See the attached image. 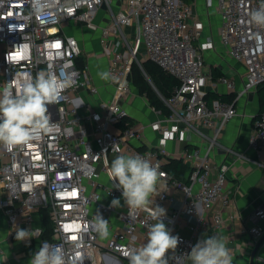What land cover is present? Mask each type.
I'll return each mask as SVG.
<instances>
[{
  "label": "built area",
  "instance_id": "2783aa9c",
  "mask_svg": "<svg viewBox=\"0 0 264 264\" xmlns=\"http://www.w3.org/2000/svg\"><path fill=\"white\" fill-rule=\"evenodd\" d=\"M196 1L125 0L101 26L94 21L95 13L106 0H55L44 18L33 13L32 0H0V89L9 81L19 86L49 65L57 74L61 70L74 73V85L63 92L61 102L47 106L51 122L56 123L51 132L11 151L0 145V212L11 235L15 227L40 228L41 235L35 237L37 249L47 241L69 255L87 251L90 256L84 264H129L125 253L147 242V226L156 221L144 210L130 212L122 190L113 187L112 183L118 182H112L108 173L111 154H138L163 174L150 207L166 210L163 222L180 238L175 252L168 254L169 264H188L185 253L197 243L201 231L220 236L224 211L233 201L226 186L229 164L217 165L213 153L223 148L222 134L238 115L237 102L264 85V27L249 20V12L264 0H204L206 8L218 10L220 43L245 67L240 88L233 77L224 74L214 81L205 69V53L217 42L207 33ZM79 23L102 30L100 42L108 58L114 94L100 109H91L80 95L81 90L96 95L99 88L86 67L76 64L83 48L68 28ZM146 61L177 80L168 97L147 75ZM134 64L166 107L155 108L156 118L149 124L161 135L154 147L139 146L147 126L134 124L125 107L127 98L134 94ZM219 85L234 93L231 102L208 100L209 91ZM142 95L147 97L148 93ZM254 121L249 146L261 153L264 111L255 114ZM189 132L199 133L205 143L183 151L184 160L191 161L183 179L165 167L170 156L167 144ZM235 155L240 160L243 154ZM103 175L110 183L103 182ZM173 190L181 191L182 198L169 209L165 203L174 202ZM114 198L120 199V207H110ZM42 210H47L51 221L49 236L45 235ZM97 213L109 220L105 239L91 225ZM251 219L249 230L258 242L264 237V203L253 211ZM183 224L189 226L190 234L180 232Z\"/></svg>",
  "mask_w": 264,
  "mask_h": 264
},
{
  "label": "clouds",
  "instance_id": "9594fccd",
  "mask_svg": "<svg viewBox=\"0 0 264 264\" xmlns=\"http://www.w3.org/2000/svg\"><path fill=\"white\" fill-rule=\"evenodd\" d=\"M55 0H32L33 13L41 18L49 15ZM251 23L264 27V2L249 12ZM101 79L112 78L110 72L99 73ZM74 73L61 70L59 74L49 65L34 78H28L17 86L9 81L0 89V145L11 151L26 145L42 134L49 133L56 123L51 122L48 105L59 104L63 92L74 85ZM119 151V149H117ZM109 177L113 187L122 190L125 205L131 211L144 210L156 222L147 226V242L125 255L129 264H169V252H175L180 238L167 229L162 217L166 210L160 206L150 207L157 192L162 173L149 160L136 155H118L110 163ZM120 199L114 198L110 207H120ZM96 234L105 239L109 236V220L97 213L91 221ZM41 235L40 228L22 229L15 227V239L26 241ZM189 264H233L232 250L223 237L205 236L185 253ZM87 251H75L71 255L64 249L43 241L29 264H84L89 258Z\"/></svg>",
  "mask_w": 264,
  "mask_h": 264
},
{
  "label": "crops",
  "instance_id": "0c3cea01",
  "mask_svg": "<svg viewBox=\"0 0 264 264\" xmlns=\"http://www.w3.org/2000/svg\"><path fill=\"white\" fill-rule=\"evenodd\" d=\"M203 5L205 6L204 0ZM78 27V24H74L71 27L73 32L70 31L80 39L83 48L82 52L84 53L87 50L88 42ZM207 33L211 32L207 31ZM99 43L102 46L100 41ZM98 57L102 64H97L94 54L91 51H87V61L85 63V67L93 83L99 88L98 93L90 95L87 90L80 91V95L90 105L91 109H100L102 104L111 100L114 94V86L110 82V79L104 80L99 76V73L107 72L108 70L107 56L102 54V56ZM236 62L243 67V70L236 72L234 68L229 66L225 67V69L236 80L240 88L243 85L246 70L242 63ZM213 91L221 94H234L221 85ZM260 105L258 91L250 92L237 102L238 115L228 122L222 134L221 144L223 148H219L213 153V159L217 165H221L224 162L229 164L226 186L233 203L224 211L226 220L224 227L220 231V237H223L227 246L232 250L233 263L239 264H264V237L260 239L263 240L258 246L260 240L255 242L249 230L253 224L251 219L253 211L260 204L264 203V151L259 153L249 146L250 136L255 129L254 115L259 112ZM125 107L134 124L147 126L144 133L145 137L142 141H139V146L144 148L157 146L161 135L149 126L156 118V113L155 107L151 105L148 96L144 97L134 87V94L127 98ZM88 126L92 129L91 125ZM203 140V137L197 132H189L183 139H170L167 144L170 156L165 164L167 170H176L175 174L184 179L191 161L189 158L184 160L183 151L191 150L194 147H202L205 143ZM225 148L230 150L231 153H228ZM236 153L243 154L240 160L235 158ZM116 156L118 155L111 154L110 162ZM177 162L182 163L181 169L177 167ZM102 180L103 182L110 183L106 175L102 176ZM171 194L175 198L174 202L165 203V206L169 209L177 206L182 198V192L179 190H173ZM150 199L154 202L156 198L151 197ZM0 216V245L2 247L0 264H29L31 256L38 251L36 238L17 241L15 233L13 235L10 234V227L7 225L2 212H0ZM114 221L118 222L116 217H114ZM21 228L27 229L26 226H22ZM179 230L185 235L191 232L189 226L186 224H183ZM205 236H209L208 232L201 231L199 239ZM256 248L257 251L253 255Z\"/></svg>",
  "mask_w": 264,
  "mask_h": 264
},
{
  "label": "rangeland",
  "instance_id": "374dc122",
  "mask_svg": "<svg viewBox=\"0 0 264 264\" xmlns=\"http://www.w3.org/2000/svg\"><path fill=\"white\" fill-rule=\"evenodd\" d=\"M124 4H125V0H106V4L103 8H97L96 13H95L96 17L94 21L98 23V25H101V26L105 25V23H108L113 18L114 12L122 8ZM196 10L202 16L203 21L205 22L207 31L211 32L215 36L216 42H217L216 47H214L213 49L205 53V69L208 72H210V67L213 65H217L221 67L224 70V73H227V75L229 74H228L227 69H225V67H228V66L234 68L236 72H239V70H243V67L240 66L239 63H237L231 57L229 51L226 48H224L219 41V37H218L219 13H218L217 8L215 7L206 8L203 5V0H198L196 3ZM78 26H79L78 28H80V30L82 31L84 37L87 39L88 43H87L86 52L84 53L82 52L81 56H79V58L77 59L76 64L78 65V64L86 63L87 51H91V53L94 54V57H96L94 59L97 64H102L100 59H98L99 58L98 56H102L103 54L102 46H100V43H99L102 30L100 28L99 30L91 29L87 25L81 24V23H79ZM68 30L72 31V28L70 29L68 28ZM138 45H141L140 42H138ZM0 57H1V54H0ZM107 61H108V58H107ZM151 67H152L151 65H147V68L150 71L152 70ZM136 74H137L136 78H138V74H139L138 70H136Z\"/></svg>",
  "mask_w": 264,
  "mask_h": 264
},
{
  "label": "trees",
  "instance_id": "16d2710c",
  "mask_svg": "<svg viewBox=\"0 0 264 264\" xmlns=\"http://www.w3.org/2000/svg\"><path fill=\"white\" fill-rule=\"evenodd\" d=\"M78 59V58H77ZM144 69L147 73V75L150 77L151 81L156 85V87L159 89V91L165 96L168 97L171 94L173 86L177 83V80L171 76L166 74L161 68H159L157 65L153 64L150 61H146L143 63ZM147 65H151V71L147 68ZM80 68H85V64H78ZM136 64L133 65V70H132V83L133 86L136 87V89L141 92H147L148 93V99L151 103L152 106L155 108H160L166 110V107L163 103V101L158 97L157 93L153 89L152 85L149 80L146 78L145 74L142 72V70L139 68ZM136 70H138V78H136ZM211 72V77L212 80L216 81L218 78L223 76L225 73L223 69L217 65H213L210 68ZM155 74V75H154ZM154 75V76H153ZM154 80V81H153ZM258 92L260 95V110L259 111H264V85L260 86L258 88ZM207 98L209 101H212L214 99H221L224 101L231 102L234 98L233 94H221L217 91H209ZM181 162H177V167L181 169ZM185 170V169H184ZM172 174L174 173L175 176L179 177L178 175L175 174L176 170L170 171ZM180 178V177H179ZM41 216H42V222L47 228L46 234L49 236V228L51 225V221L49 219V216L47 214V210H42L41 211ZM0 224H1V216H0Z\"/></svg>",
  "mask_w": 264,
  "mask_h": 264
},
{
  "label": "water",
  "instance_id": "95a60500",
  "mask_svg": "<svg viewBox=\"0 0 264 264\" xmlns=\"http://www.w3.org/2000/svg\"><path fill=\"white\" fill-rule=\"evenodd\" d=\"M262 240H263V239H262ZM262 240H260V241L258 242V246L262 243ZM256 251H257V248L255 249L253 255L256 253Z\"/></svg>",
  "mask_w": 264,
  "mask_h": 264
}]
</instances>
